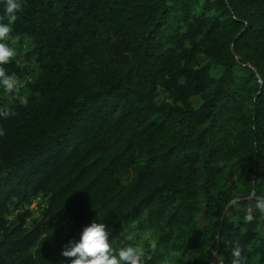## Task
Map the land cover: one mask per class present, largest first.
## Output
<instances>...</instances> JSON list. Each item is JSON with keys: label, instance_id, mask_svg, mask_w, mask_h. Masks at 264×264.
<instances>
[{"label": "trees", "instance_id": "obj_1", "mask_svg": "<svg viewBox=\"0 0 264 264\" xmlns=\"http://www.w3.org/2000/svg\"><path fill=\"white\" fill-rule=\"evenodd\" d=\"M13 35L43 73L0 119V264H68L62 246L94 219L114 249L129 224L165 246L216 184L205 246L174 264H231L237 241L264 264V0H24Z\"/></svg>", "mask_w": 264, "mask_h": 264}, {"label": "clouds", "instance_id": "obj_2", "mask_svg": "<svg viewBox=\"0 0 264 264\" xmlns=\"http://www.w3.org/2000/svg\"><path fill=\"white\" fill-rule=\"evenodd\" d=\"M23 6L24 0H0V7H2V15H0V92L6 98V103L0 105V119L15 115L13 102L18 101L20 105L27 103L26 97L21 95L24 81L19 79L15 73L9 72L7 67L17 57L13 26ZM4 134V128L0 127V137ZM253 207L256 212L264 216V195L256 198ZM242 219L247 223H252L255 219L252 210H249ZM110 231L105 223L94 219L81 229L78 239L71 238L62 246L60 255L64 258H71L68 264H144L142 247L130 245L114 249L109 239ZM155 246L153 243L152 247L155 248ZM231 256V264H244L245 256L238 241L231 248Z\"/></svg>", "mask_w": 264, "mask_h": 264}, {"label": "rangeland", "instance_id": "obj_3", "mask_svg": "<svg viewBox=\"0 0 264 264\" xmlns=\"http://www.w3.org/2000/svg\"><path fill=\"white\" fill-rule=\"evenodd\" d=\"M15 47L17 49V57L9 64L14 63L16 66L24 68V74L17 76L24 81L21 95L28 99L29 92L27 90L29 84L41 79L40 77L43 71L37 65L24 61L23 55L27 53V47L24 44L21 46L16 42ZM92 52L91 39L88 35H84L81 42L74 49L71 59L78 61L81 65H86L89 64V54ZM0 101L4 104L6 103V98L2 92H0ZM16 102L18 103V101ZM14 103L15 102H13V104ZM233 180L234 179L228 183L230 188H232L235 183ZM223 190L224 189L219 184H216L211 191L209 189L207 193L202 189H199L198 196L196 197L197 212L194 215V219L188 227H184L176 232L167 245L162 246L157 231L148 229L147 226L143 224L127 225L125 231L120 235L121 244L124 247L130 245L142 247L144 249V264H174V260L172 259L175 257V254L183 251L185 244L189 240L195 239L196 243L201 245V248L205 246V242L209 236L208 232L211 228L212 222H214V218L211 215L212 211L210 209V202L211 200L216 199L218 194ZM45 207V200L39 197L29 208L30 220L37 218ZM153 243L156 245L155 248L152 247ZM155 250H160L162 255H160L161 258L153 263V260L149 259L152 256L151 253ZM186 253L190 256V259L196 256V251L193 250H187Z\"/></svg>", "mask_w": 264, "mask_h": 264}]
</instances>
